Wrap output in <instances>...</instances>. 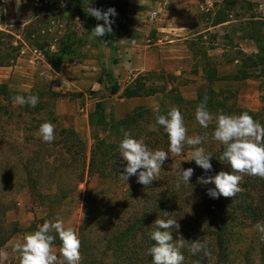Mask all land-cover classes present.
I'll return each instance as SVG.
<instances>
[{"label": "rangeland", "instance_id": "rangeland-1", "mask_svg": "<svg viewBox=\"0 0 264 264\" xmlns=\"http://www.w3.org/2000/svg\"><path fill=\"white\" fill-rule=\"evenodd\" d=\"M28 6L27 18L1 21L4 26L0 28L21 39L23 47L12 65L0 66V83L7 84L12 92L38 94L35 110H43L38 114L32 112L33 107L12 103L10 112L0 120V264H20V255L13 252L11 242H22L45 220L60 219L65 227L77 231L85 216L87 187L98 184V176L93 175L80 183L75 196L60 205L34 203L25 185L23 164L27 165L26 161L37 152L47 153L32 137H40L36 126L42 122H51L54 127L73 126L89 147L94 128L122 119L138 106L154 110L159 107L162 93L135 98L123 96V88L135 74L151 70L157 74L149 76V82L163 85L166 80L162 73L174 75L167 79L168 88L176 87L186 99L193 100L205 81L201 66L206 55L216 63L221 75L234 74L239 62L235 58L240 57L238 51L250 54L258 50L254 39L248 37L256 25L252 23L254 16L264 20V2L251 0H92L90 6L102 11L114 7L118 15L113 18L111 33L89 39L91 30L103 21L85 12L83 0H29ZM155 9L159 14L151 20ZM219 17L227 21L214 26ZM258 25L264 40V25ZM113 39L121 56L117 64H110ZM189 45L198 52L196 58ZM134 47L137 55L128 57L127 48ZM55 54H63L64 63L57 64L59 72L52 59ZM133 61L139 70L133 69ZM62 65L72 67L75 72L69 78H58ZM108 67L122 85V90L115 94L111 93V83L104 75ZM224 86L235 91L234 96L242 107L255 111L261 107L258 76L226 81ZM53 118H57L56 123ZM184 161L176 158L162 170L163 175L178 177L186 169ZM57 172L66 178L76 174L75 167L69 165ZM59 184L45 183L41 189L49 193L59 188ZM62 186L70 188L65 183ZM188 223L186 230L193 226ZM256 232L259 233L256 227L244 229L238 241L244 244ZM52 235L54 251L63 261L59 252L61 243H56L59 237L56 233Z\"/></svg>", "mask_w": 264, "mask_h": 264}, {"label": "trees", "instance_id": "trees-1", "mask_svg": "<svg viewBox=\"0 0 264 264\" xmlns=\"http://www.w3.org/2000/svg\"><path fill=\"white\" fill-rule=\"evenodd\" d=\"M254 19L252 23L256 25L248 37L257 43V52L247 54L239 50L240 57L235 58L239 60L236 72L226 76L220 74L216 63L206 55L201 66L205 81L195 99H186L176 87L168 88L167 79L176 77L174 75L162 73L161 77L166 82L158 85L149 82V76L156 75V71L140 72L123 88V96L133 98L162 93L163 100L156 110L138 106L122 119L103 122V127L94 128L93 142L89 147L73 126L56 125L52 143L32 136L47 152H37L35 157L26 161L27 165L23 164L26 169L25 185L30 189L34 203L60 205L65 199L75 196L80 183L86 181L87 177L98 176V184L87 187L85 216L76 231L81 242V264H152L148 249L155 242L150 239V233L156 230L155 221L158 218L167 217L176 218L179 224L178 228L171 230L174 242L181 239L188 242L181 249L185 257L183 264H264V234L256 232L244 244L238 241L242 230L264 222V178L244 175L240 181L241 191L234 197L221 195L211 198L207 191L215 185L203 184L199 178L215 175L222 170L231 172V169L218 160L224 146L212 140L215 120L210 122L207 129L200 127L195 120L197 106L207 98L208 109L213 114L248 112L264 125V40L258 27V24L264 25V20L261 16H254ZM226 21L219 17L213 25ZM111 43L110 64H117L121 56L114 39ZM22 47L21 39L9 30L0 28V66L12 65L20 56ZM197 54L194 49L195 58ZM62 55L52 57L56 72L60 71L57 64L64 63ZM104 75L111 83V93L122 90L118 77L110 67L104 71ZM253 75L261 79L262 105L257 111L242 107L234 96L235 91L224 86L225 81H240ZM18 94L29 93L12 92L7 84L0 83V120L3 114L10 112L13 97ZM172 108L179 109L184 116L187 135L207 136L201 146L213 155L212 170L205 172L194 161H189L193 148L185 146L179 156L169 153L159 177L150 186L138 183L136 175L124 180L122 174L127 161L119 152V143L123 139L121 130L142 139L151 150L167 151L168 136L155 120L156 115H166ZM41 110L34 108L32 112L40 114ZM53 122L56 123L57 118H53ZM40 125L36 126L38 131ZM52 156L54 160H50ZM178 157L185 160L186 169H194L190 182L179 187L178 177L162 173ZM66 165L74 166L76 174L69 178L60 176L57 171ZM45 183L60 184L56 190L45 193L41 189ZM64 183L70 188L62 186ZM188 221L193 226L186 230ZM195 240L206 242L207 255L205 251L196 255L189 251L191 242ZM56 241L61 243L59 238Z\"/></svg>", "mask_w": 264, "mask_h": 264}, {"label": "clouds", "instance_id": "clouds-1", "mask_svg": "<svg viewBox=\"0 0 264 264\" xmlns=\"http://www.w3.org/2000/svg\"><path fill=\"white\" fill-rule=\"evenodd\" d=\"M9 3L10 0H3ZM24 0H15L16 10L19 9ZM85 12L94 17L97 23L89 34V39L100 38L106 33L112 32L114 17L118 15L114 7L102 11L99 8L90 6L92 0H83ZM0 9L6 11L3 7ZM15 105H28L35 108L39 103L38 94L15 95ZM195 120L200 127L207 129L210 122L215 120V129L212 140L224 146L219 157L229 171H220L215 175L200 177L203 184L212 183L214 188H209L207 194L211 198L234 197L241 191L240 181L244 175L264 178V125L254 119L248 112L241 114H213L207 106V98L201 101L195 112ZM156 125L161 126L168 136V150H151L142 139H136L127 130L122 129L123 139L119 143V152L123 160L127 161L122 178L127 180L136 175L137 182L150 186L153 180L160 175L162 165L169 157V153L181 155L185 146H192L189 161H194L197 166L205 172L212 170L211 158L213 155L206 152L202 145L207 136L187 135V127L182 113L177 108H172L166 115L158 114L155 120ZM39 135L43 142L52 143L55 140V129L51 122H44L39 127ZM194 169L189 167L182 169L177 179V187L180 184L190 182ZM156 230L150 233V239L155 243L148 249L152 257V264H183L185 259L181 249L186 243L184 240H175L172 236V229L178 228L176 218H158L155 221ZM257 231L264 234V222L255 225ZM56 233L61 241L59 249L63 261L58 259L53 244ZM10 246L13 252L19 253L20 264H81L80 239L72 227H65L63 221L45 220L36 231L26 235L23 241H13ZM206 242L192 241L189 251L196 255L201 251L206 252Z\"/></svg>", "mask_w": 264, "mask_h": 264}, {"label": "crops", "instance_id": "crops-1", "mask_svg": "<svg viewBox=\"0 0 264 264\" xmlns=\"http://www.w3.org/2000/svg\"><path fill=\"white\" fill-rule=\"evenodd\" d=\"M252 2H264V0H251ZM29 0H24V2L21 4L18 10H16V5H15V0H10L9 3H4L3 0H0V7H3L6 9V11L3 12L2 9H0V26H4L1 21L2 19L6 20H15V19H24L29 16V6H28ZM225 23V22H224ZM223 24V23H222ZM220 25V24H219ZM218 26V25H215ZM187 27V25H186ZM189 49L192 51V54L194 56V50L191 48V45H189ZM131 54V56H136V49L134 48H127V53L126 55ZM177 62H180L179 58H177ZM133 69H140L137 65H134L133 61ZM61 73L58 76V78H69L70 74L74 73L75 70L72 67L62 65L61 67ZM220 72V70H219ZM136 76V74L133 76V78ZM70 80V79H69ZM226 82V81H225ZM224 82V83H225ZM135 98V97H133Z\"/></svg>", "mask_w": 264, "mask_h": 264}, {"label": "built area", "instance_id": "built-area-1", "mask_svg": "<svg viewBox=\"0 0 264 264\" xmlns=\"http://www.w3.org/2000/svg\"><path fill=\"white\" fill-rule=\"evenodd\" d=\"M158 14H159V10H156V9L153 10V11L151 12L150 19H151V20L156 19L157 16H158Z\"/></svg>", "mask_w": 264, "mask_h": 264}]
</instances>
